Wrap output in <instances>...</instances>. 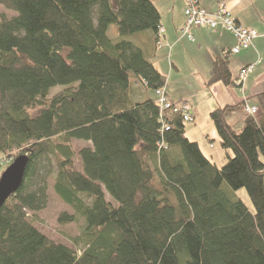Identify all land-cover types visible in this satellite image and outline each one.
I'll return each instance as SVG.
<instances>
[{
  "label": "trees",
  "instance_id": "16d2710c",
  "mask_svg": "<svg viewBox=\"0 0 264 264\" xmlns=\"http://www.w3.org/2000/svg\"><path fill=\"white\" fill-rule=\"evenodd\" d=\"M0 5L16 13L0 19V154L28 157L21 188L0 210V264H264V92L239 130L227 121L243 104L210 113L227 151L218 167L182 117L157 104L167 77L154 64L156 2ZM231 50L215 57L207 87L235 86ZM56 87L64 90L51 95ZM74 140L91 146L76 153ZM52 158L55 193L73 210L59 223L83 221L71 248L30 217L48 205Z\"/></svg>",
  "mask_w": 264,
  "mask_h": 264
},
{
  "label": "crops",
  "instance_id": "0c3cea01",
  "mask_svg": "<svg viewBox=\"0 0 264 264\" xmlns=\"http://www.w3.org/2000/svg\"><path fill=\"white\" fill-rule=\"evenodd\" d=\"M153 1L162 10V33L160 37V48L158 50V53L160 54L161 51L162 55L158 57L157 53L154 64L156 65L161 62L164 69L160 70V65L159 70L164 75V70L167 71L169 99L174 103H186L190 105L196 120L197 108L194 106V103H196L194 95L183 91L179 96L172 98L170 95V87L175 86L179 89L187 85L194 87L195 81L197 82V77H199L201 83L195 88L199 90L197 92H203L205 97L204 103L208 107L209 115L215 109L227 105L236 106L238 104H246L257 107L256 96L264 92V26L260 22H250L242 16L244 10L247 9L245 4L247 0H199V5L210 13H214L220 5H224L240 26L253 29L258 33V38L254 41L250 49L236 55H229L233 79L238 76L241 69L255 65V69L249 75L243 90L235 86L226 87L221 83L210 87L206 85L215 57L224 52L228 53L236 45V39L231 33L221 28L215 31L208 29L196 30L193 32L195 42H189L182 37V29L186 19V2L184 0ZM255 1L258 0H251L252 3ZM194 47H197V53L202 57V60L189 63L190 66L188 65V69L190 70L191 76H183L184 64H182V61L184 58L179 57L181 55L183 57L185 52L186 54H190L194 50ZM247 117L248 115L244 111H241L229 117L227 122L232 128L239 130L243 127ZM214 159L215 156H211L210 160L213 163H215Z\"/></svg>",
  "mask_w": 264,
  "mask_h": 264
},
{
  "label": "rangeland",
  "instance_id": "374dc122",
  "mask_svg": "<svg viewBox=\"0 0 264 264\" xmlns=\"http://www.w3.org/2000/svg\"><path fill=\"white\" fill-rule=\"evenodd\" d=\"M254 1V0H253ZM246 8L244 12L242 13V16L250 21V22H260L264 26V0H258L254 3L251 2V0H247L245 2ZM224 6V5H223ZM220 7V6H219ZM218 10V8H217ZM216 10V11H217ZM215 11V12H216ZM214 12V13H215ZM213 14V13H212ZM6 16L8 18L13 17L16 15V13L9 11L5 9L3 6L0 5V19L2 16ZM186 25V19L183 28ZM220 29V28H219ZM222 29V28H221ZM205 30V29H204ZM218 30V29H217ZM196 30H193V32ZM215 31V30H214ZM109 35L111 37L116 36V26L112 25L109 29ZM233 35V34H232ZM234 36V35H233ZM183 37V36H182ZM235 37V36H234ZM186 40H188L186 37H184ZM189 41V40H188ZM192 42V41H189ZM197 47H194V50L191 51L190 54H186L185 57L182 55L179 58H184L182 61L183 69V76H191L190 70L188 69L189 63H195L197 61H201L202 57L198 55L197 53ZM247 51V50H245ZM161 51L160 54L158 53V57H161ZM160 60V59H159ZM161 65V62L157 63L155 66L159 69V66ZM190 66V65H189ZM164 69V66L161 65L160 70ZM165 75L167 74L166 70ZM242 69L240 70V72ZM167 77V75H166ZM193 80V78H192ZM199 81V82H198ZM201 83V79L197 77V82L195 81L194 87L191 86H184L180 87H170V95L172 98L179 96L183 91L194 95V99L196 100V103H194L195 108H197V117L196 120L193 123H186V135L187 137L194 142H197L201 151L211 159V156H215L214 162L217 164L218 167H221L226 162V154L227 151H225L220 143L219 136L215 130L214 123L212 122L210 115L208 114V107L204 103V95L203 92H197L199 91L195 87ZM64 87H56L51 90V95H55L64 89ZM240 90H243V87L240 88ZM149 97H154L153 93L150 91L148 92ZM246 105V104H245ZM244 105V106H245ZM41 109H36L33 111V114H38ZM247 115H249L246 110H243ZM73 148L78 153V151L84 147L91 146L90 143L85 141H78L74 140L72 142ZM228 153L232 154L231 151H228ZM223 160V161H221ZM75 166L79 171H82V163L80 160L79 155L77 154L75 159ZM13 162L12 156L8 157L6 155L0 154V177L5 172V170L8 168V166ZM223 162V164H221ZM57 169V161L52 158L51 165L48 166L47 171L50 170V175L48 178V205L47 207L42 210L41 212H38L37 214H30V217H37L36 221V228L42 232L44 235H46L48 238L53 240L55 243L58 244H64L68 247H72L70 240L72 238H75L79 235V232L81 230V226L83 224V221H80L79 223H70L67 225H61L59 223V218L63 213H68L70 215L73 214V210L71 207L67 206L55 193L54 190V174ZM47 174V173H46ZM237 195L239 198L243 200V202L251 209V211H254L253 204L245 190H240L237 192ZM108 199L113 201L111 197L108 195Z\"/></svg>",
  "mask_w": 264,
  "mask_h": 264
},
{
  "label": "built area",
  "instance_id": "2783aa9c",
  "mask_svg": "<svg viewBox=\"0 0 264 264\" xmlns=\"http://www.w3.org/2000/svg\"><path fill=\"white\" fill-rule=\"evenodd\" d=\"M186 2V25L182 29V36L189 41L194 42L193 30H217L219 28L233 34L236 39V45L231 50L233 55L248 50L253 46L258 38L257 31L242 27L231 12L223 5H220L215 13H210L199 5V0H185ZM162 33V30H161ZM255 65H250L242 69L238 76L234 77L233 83L237 87H243L249 75L254 71ZM156 100L161 113H173L182 117L185 123H193L195 116L193 110L188 104H175L169 99L167 87L156 92ZM244 110L254 117L259 113L258 107L245 105ZM167 129H169L167 127Z\"/></svg>",
  "mask_w": 264,
  "mask_h": 264
},
{
  "label": "water",
  "instance_id": "95a60500",
  "mask_svg": "<svg viewBox=\"0 0 264 264\" xmlns=\"http://www.w3.org/2000/svg\"><path fill=\"white\" fill-rule=\"evenodd\" d=\"M27 165V156L17 157L13 159V162L0 177V210L6 204V202L21 188Z\"/></svg>",
  "mask_w": 264,
  "mask_h": 264
}]
</instances>
